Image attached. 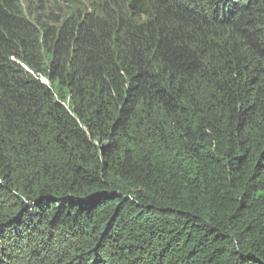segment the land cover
<instances>
[{"label": "trees", "instance_id": "trees-1", "mask_svg": "<svg viewBox=\"0 0 264 264\" xmlns=\"http://www.w3.org/2000/svg\"><path fill=\"white\" fill-rule=\"evenodd\" d=\"M0 0V264H264V0Z\"/></svg>", "mask_w": 264, "mask_h": 264}, {"label": "rangeland", "instance_id": "rangeland-1", "mask_svg": "<svg viewBox=\"0 0 264 264\" xmlns=\"http://www.w3.org/2000/svg\"><path fill=\"white\" fill-rule=\"evenodd\" d=\"M78 4H80L81 6H83V8L85 9L86 7L90 6L91 2L90 0H75Z\"/></svg>", "mask_w": 264, "mask_h": 264}]
</instances>
